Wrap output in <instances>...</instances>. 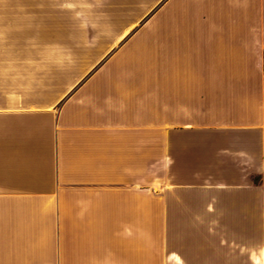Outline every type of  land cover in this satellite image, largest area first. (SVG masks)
Listing matches in <instances>:
<instances>
[{"label":"crops","instance_id":"crops-1","mask_svg":"<svg viewBox=\"0 0 264 264\" xmlns=\"http://www.w3.org/2000/svg\"><path fill=\"white\" fill-rule=\"evenodd\" d=\"M0 264H264V0H0Z\"/></svg>","mask_w":264,"mask_h":264},{"label":"rangeland","instance_id":"rangeland-1","mask_svg":"<svg viewBox=\"0 0 264 264\" xmlns=\"http://www.w3.org/2000/svg\"><path fill=\"white\" fill-rule=\"evenodd\" d=\"M50 29H52V28H50Z\"/></svg>","mask_w":264,"mask_h":264}]
</instances>
